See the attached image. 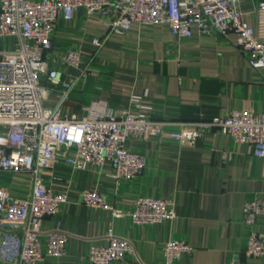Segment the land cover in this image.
I'll return each mask as SVG.
<instances>
[{
	"label": "crops",
	"instance_id": "1",
	"mask_svg": "<svg viewBox=\"0 0 264 264\" xmlns=\"http://www.w3.org/2000/svg\"><path fill=\"white\" fill-rule=\"evenodd\" d=\"M260 1L242 3L244 18L252 26ZM192 31L191 38L179 39L167 23L151 28L134 24L128 35L110 37L98 50L91 40L104 32L97 18L77 14L71 21L59 20L47 57L64 78L75 77V86L66 97L63 86L49 84L46 107L61 104L64 117H81L92 106L100 111L125 109L170 122L167 129L226 116L235 109L264 111V72L247 63L234 36L202 35L195 26ZM13 44L12 38L0 39V50ZM69 47L80 51L89 73H69L61 59ZM126 148L146 157V166L131 181L111 176L114 166L109 161L101 169L79 170L62 155L52 169L43 171L46 185L66 192L72 201L60 215L42 221L44 231L60 227L70 234L67 253L48 256L42 264H91L90 247L107 245L110 230L137 248L134 257L111 264H165L163 247L176 238L193 247L176 264H264V256L246 255L250 227L243 222L244 206L264 198V158L255 157L250 145L212 129L193 144L151 135L130 139ZM1 181L15 197L32 191L29 175L5 173ZM87 189L126 210H132L140 196L170 199L176 202L177 217L138 226L130 215L116 217L108 209L82 203L80 194ZM255 229L264 232V215Z\"/></svg>",
	"mask_w": 264,
	"mask_h": 264
},
{
	"label": "built area",
	"instance_id": "2",
	"mask_svg": "<svg viewBox=\"0 0 264 264\" xmlns=\"http://www.w3.org/2000/svg\"><path fill=\"white\" fill-rule=\"evenodd\" d=\"M244 0H0V39L12 38L13 48L0 50V262L5 264H42L48 256L67 253L70 234L60 227L44 231L45 217L58 216L72 199L66 192L48 187L43 176L64 156L65 163L79 170L106 162L113 164L111 176L133 180L146 166L142 153L128 150L133 138L159 135L193 144L208 130L230 135L237 144H248L255 157L264 158V111L235 109L226 116L179 123L156 121L129 110H98L93 106L81 117L61 115L62 106L48 108V85L63 86L65 96L75 86V77L64 78L47 57L53 46L58 21H71L77 14L97 18L104 29L91 37L99 50L113 36H126L134 24L151 28L160 23L170 26L179 39L192 37V28L202 35L228 37L247 63L264 72V0L253 15L256 26L245 20ZM68 67L90 72L82 66L81 53L69 47L62 55ZM264 82V74H263ZM5 173L29 175L31 193L24 198L11 194ZM80 200L90 207L110 210L114 216L130 215L136 225L158 223L177 217L176 202L152 196H140L132 210H126L96 190H83ZM264 215V198L248 201L243 222L250 227L246 255L264 256V232L255 229ZM108 244L90 247L91 264H111L137 254L135 242L117 236L112 230ZM193 247L182 239H171L163 247L165 264H176Z\"/></svg>",
	"mask_w": 264,
	"mask_h": 264
},
{
	"label": "water",
	"instance_id": "3",
	"mask_svg": "<svg viewBox=\"0 0 264 264\" xmlns=\"http://www.w3.org/2000/svg\"><path fill=\"white\" fill-rule=\"evenodd\" d=\"M68 71H69V73H71L72 75H75V76L81 75V70L78 68L69 67Z\"/></svg>",
	"mask_w": 264,
	"mask_h": 264
}]
</instances>
